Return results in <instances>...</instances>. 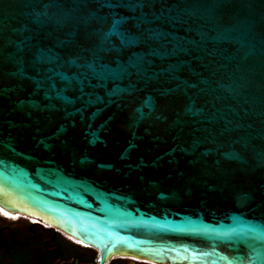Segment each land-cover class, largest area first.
Returning a JSON list of instances; mask_svg holds the SVG:
<instances>
[{
  "label": "water",
  "instance_id": "water-1",
  "mask_svg": "<svg viewBox=\"0 0 264 264\" xmlns=\"http://www.w3.org/2000/svg\"><path fill=\"white\" fill-rule=\"evenodd\" d=\"M0 207L85 264H264V0H0Z\"/></svg>",
  "mask_w": 264,
  "mask_h": 264
},
{
  "label": "flooded vegetation",
  "instance_id": "flooded-vegetation-1",
  "mask_svg": "<svg viewBox=\"0 0 264 264\" xmlns=\"http://www.w3.org/2000/svg\"><path fill=\"white\" fill-rule=\"evenodd\" d=\"M52 232L53 230L32 224L18 215H7L0 208V264H15L10 256L15 252L22 254L24 258V262L21 261L19 264H44L47 250H53V248L47 250L44 248L54 236ZM40 239L41 241L38 242ZM128 260L114 258L107 264H149ZM47 261L49 264H72L73 262L76 264L74 258L62 261L59 257H55Z\"/></svg>",
  "mask_w": 264,
  "mask_h": 264
},
{
  "label": "trees",
  "instance_id": "trees-1",
  "mask_svg": "<svg viewBox=\"0 0 264 264\" xmlns=\"http://www.w3.org/2000/svg\"><path fill=\"white\" fill-rule=\"evenodd\" d=\"M44 233L46 234V232ZM52 234H54V236L48 243H46L44 248L45 250L53 248V250H47L48 254L45 259L46 262H44V264H49L47 260L54 259L55 257H59L62 261H67L70 258H74V260L78 259V261L83 264L95 262V250L88 247H81L79 245H76L65 239L56 231H53ZM40 241L41 239L38 240V242ZM10 256L13 258L15 264H19L21 261L24 262V258L20 253L18 254L15 252ZM72 264H74V262Z\"/></svg>",
  "mask_w": 264,
  "mask_h": 264
},
{
  "label": "bare ground",
  "instance_id": "bare-ground-1",
  "mask_svg": "<svg viewBox=\"0 0 264 264\" xmlns=\"http://www.w3.org/2000/svg\"><path fill=\"white\" fill-rule=\"evenodd\" d=\"M1 208V207H0ZM1 210L5 213V214H7V215H12V216H17L18 215V217H19V214H17V213H14V212H9V211H7V210H4V209H2L1 208ZM31 222H36V220L33 218V217H27ZM40 222L42 223V224H44L45 226H48V225H50L49 224V222L47 221H43V220H40ZM73 240H75L76 242H78V240H76V239H73ZM81 244H83L82 242H80ZM131 261H141L142 259H138V258H134V257H132L131 259H130Z\"/></svg>",
  "mask_w": 264,
  "mask_h": 264
},
{
  "label": "rangeland",
  "instance_id": "rangeland-1",
  "mask_svg": "<svg viewBox=\"0 0 264 264\" xmlns=\"http://www.w3.org/2000/svg\"><path fill=\"white\" fill-rule=\"evenodd\" d=\"M129 261V260H128Z\"/></svg>",
  "mask_w": 264,
  "mask_h": 264
}]
</instances>
